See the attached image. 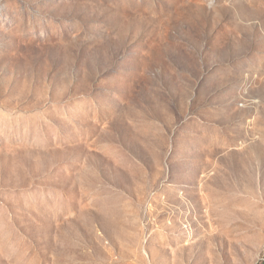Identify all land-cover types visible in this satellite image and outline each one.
<instances>
[{"label": "rangeland", "instance_id": "rangeland-1", "mask_svg": "<svg viewBox=\"0 0 264 264\" xmlns=\"http://www.w3.org/2000/svg\"><path fill=\"white\" fill-rule=\"evenodd\" d=\"M0 264H264V0H0Z\"/></svg>", "mask_w": 264, "mask_h": 264}]
</instances>
